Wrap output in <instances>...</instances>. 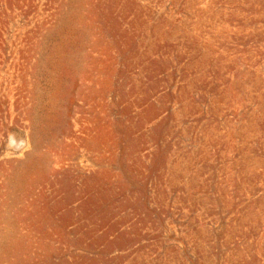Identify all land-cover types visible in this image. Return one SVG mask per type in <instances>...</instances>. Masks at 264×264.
<instances>
[{"label": "rangeland", "instance_id": "rangeland-1", "mask_svg": "<svg viewBox=\"0 0 264 264\" xmlns=\"http://www.w3.org/2000/svg\"><path fill=\"white\" fill-rule=\"evenodd\" d=\"M0 264H264V0H0Z\"/></svg>", "mask_w": 264, "mask_h": 264}]
</instances>
